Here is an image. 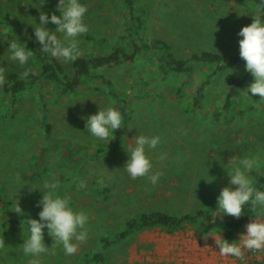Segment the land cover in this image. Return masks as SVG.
Listing matches in <instances>:
<instances>
[{
	"label": "rangeland",
	"instance_id": "374dc122",
	"mask_svg": "<svg viewBox=\"0 0 264 264\" xmlns=\"http://www.w3.org/2000/svg\"><path fill=\"white\" fill-rule=\"evenodd\" d=\"M0 2L4 12L11 13L16 20L10 35L13 39L19 37L21 42L36 43L34 38L29 40L25 35V31L29 35L33 31L27 22L36 17L38 23L40 10L52 12L56 9V0H46L42 5L43 0ZM83 2L88 6L86 22L89 32L80 37L82 55L109 54L124 27L122 1ZM139 2L146 7L143 37L162 39L175 55L183 58L203 52L223 57L239 53L241 37L237 34L242 27L252 23L250 15L240 14H250L258 7L253 4L241 7L220 0ZM56 14L59 15L58 12ZM47 27L54 29L55 25L49 23ZM0 37L4 38L0 42V55H3L9 36L1 26ZM61 63L72 75L73 62ZM194 64L195 73L183 86V97L176 96L170 88L180 85L181 81L170 75L159 80L144 56L133 63L99 69L98 73L109 77L120 91L131 94L130 112L127 113L129 120L122 122V128L112 134L109 142L95 141L86 132L84 117L95 114L99 105L115 104L107 94L109 89L99 82L93 83L92 88L83 94L64 101L57 99L55 86L27 91L15 106L0 93V185L12 199L8 235L0 225V264H28V257L20 249L24 239L22 225H26L25 220L29 218H37L40 211L36 204L42 192L30 190V186H43L32 173V159L43 151L41 161L49 175L45 182L53 176L60 179V193L67 195L75 208L88 212L90 222L87 241L71 256L65 255L61 247L53 246L54 241L45 230L44 242L46 246L53 247L42 255L41 264H80L85 253L101 249L102 237L122 231L125 221L142 211L162 210L178 215L216 206L217 196L228 185L222 162L226 164L234 155L264 157V104L257 107L258 95L250 94L246 102L249 109L241 107L244 113L233 117L228 124L223 120L216 121L225 92L241 81H246L247 87L253 80L251 74L236 68L215 72L212 66L202 62ZM3 66L12 67L4 80L13 73L24 71L8 62ZM28 67H37L33 56ZM198 91L203 94L202 104L193 110L192 98ZM141 93H144V98L136 96ZM43 95L49 101V119L53 126L49 141L40 126ZM138 131L161 137L158 148L148 153L154 170L163 173L155 185L146 177L132 179L122 169L128 159L123 147L125 137L131 139ZM101 142L110 143L113 148L101 159L93 160L95 147ZM160 153H166L167 158L159 160ZM207 172L215 178L211 183L207 181L210 179ZM252 175L259 177L257 173ZM81 178L86 180L87 187L78 190L76 183ZM106 186L109 191L102 194L100 189ZM14 197L24 212L23 216L12 211L16 202ZM176 233L169 235L159 229L133 233L106 252L105 264L123 261L132 264H224L220 261L225 262L226 258L216 252L212 235L203 237L191 226H185ZM227 259L228 264L230 259L234 261L232 257ZM232 264H264V252L249 250L243 260L237 258Z\"/></svg>",
	"mask_w": 264,
	"mask_h": 264
},
{
	"label": "clouds",
	"instance_id": "9594fccd",
	"mask_svg": "<svg viewBox=\"0 0 264 264\" xmlns=\"http://www.w3.org/2000/svg\"><path fill=\"white\" fill-rule=\"evenodd\" d=\"M43 0L41 5L45 3ZM258 7L250 14L252 23L244 26L238 32L239 57L245 62L244 70L251 74L253 80L241 93L250 98V94L259 96L257 107L264 104V0H259ZM41 5L38 9L41 8ZM59 13L57 15L56 13ZM88 6L83 0H56V9L52 12L39 11L37 18L27 22L33 31L25 35L29 40L40 45L39 52L50 56L65 64L76 61L82 54L80 47L84 34L89 32L86 22ZM55 25L49 29L47 25ZM4 38L0 37V42ZM7 50L0 55V81H3L7 71L12 67H4L8 62L15 67L23 68L22 76L27 77L30 71L28 67L33 55L26 42L7 38ZM225 82V78H224ZM99 105V104H98ZM122 112L117 106L108 105L101 107L95 114L84 117L86 132L95 141H111V136L117 129L122 128ZM127 129H137L127 127ZM138 130V129H137ZM123 146L128 159L123 166V171L132 179L146 177L155 185L163 173L154 170L151 150L157 149L161 143L159 135H146L138 131L131 139L125 137ZM166 153H160L158 159L165 160ZM227 172L228 185L223 187L217 196L215 212L219 215H229L240 218L248 214L249 222L236 241L222 238L221 232L214 234L215 250L220 257H233L243 260L246 251L264 252V187L258 186L257 178L252 173L264 177V157L254 154L234 155L226 164H223ZM211 183L215 178L209 176ZM206 180V179H205ZM61 181L53 176L42 187L30 190H40L41 198L36 206L40 209L37 218H29L23 228V244L20 246L22 253L28 257V264H41V257L47 254L53 246H59L67 256L74 255L79 246L86 242L89 236L90 216L88 212L77 209L67 195L60 193ZM86 180L81 178L76 183V188L85 189ZM16 197V196H15ZM12 211L23 216L24 212L17 199ZM45 230L54 241L52 247L44 242ZM209 248L208 246H205ZM204 247V248H205Z\"/></svg>",
	"mask_w": 264,
	"mask_h": 264
},
{
	"label": "trees",
	"instance_id": "16d2710c",
	"mask_svg": "<svg viewBox=\"0 0 264 264\" xmlns=\"http://www.w3.org/2000/svg\"><path fill=\"white\" fill-rule=\"evenodd\" d=\"M123 8V31L118 35L116 44L112 48V52L106 55L84 54L72 63V75L67 72L60 61L43 55L39 52L40 46L34 42H26L28 47L32 49L33 57L37 62V67L30 69L27 77L21 74L13 73L6 80L0 81V93L7 99H10L13 106L20 102L21 97L27 91H35L40 87L55 86L57 88V96L59 101H64L71 96L81 95L85 90L92 88L93 83H100L106 86L108 96L122 112V122L129 120L127 115L128 104H130L131 94L120 91L115 83L109 78L98 73L101 68L113 67L119 64H129L135 62L140 56L147 59L155 76L160 80H164L170 75L178 78L181 84L173 89L176 96H184L183 86L188 79L195 73L194 62H202L203 64L212 66L215 72L225 71L227 69H244V61L239 57V53H234L228 57H223L217 53L203 52L200 54H192L188 57H179L175 55L170 45L160 38L143 37L146 31L145 10L146 7L138 0H121ZM226 4H233L244 7L248 4L258 6L259 0H220ZM16 20L11 13L4 12L0 2V26L9 36V40L13 38L10 34L14 31ZM247 75V73H245ZM251 82V81H249ZM246 81H241L235 87H230L224 95L222 106L218 108L216 113V121L223 120L228 124L233 117L244 113L243 109L248 108L246 102L249 101L241 91L246 89ZM250 84V83H248ZM144 98V93L136 95ZM257 96V95H253ZM47 96H41L40 113L43 116L40 126L45 131V138L49 141L52 138L53 126L49 116L50 107ZM135 98V97H133ZM203 94L198 91L192 98V109L196 110L201 107ZM118 131V129L116 130ZM115 146L116 144L113 143ZM112 144V145H113ZM114 146V147H115ZM70 149V147L67 145ZM110 143L101 142L95 147L93 160L101 159L105 154L112 150ZM32 159V173L36 176L38 183L43 185L45 179L49 177L47 169L44 167L41 159L43 153ZM72 152V150L70 151ZM258 186L264 187V177H258ZM102 194L109 191L108 187L100 189ZM107 195V194H106ZM107 198V197H106ZM12 205V199L4 188L0 185V225L5 235H8L10 229L9 211ZM216 206L210 205L206 208L198 209L195 212L186 213L178 216L165 211H142L136 217L128 219L124 223L122 231L113 236H104L101 238V249L99 251H89L82 256L80 264H105L107 260V251L114 245H118L125 241L131 234L144 230L159 228L168 234H175L185 226H191L203 237H209L216 233H222L223 238L229 241H236L237 235L242 231L244 225L249 221V215L245 214L240 218H233L224 215L222 220L216 216ZM117 264H132L129 262H119Z\"/></svg>",
	"mask_w": 264,
	"mask_h": 264
},
{
	"label": "crops",
	"instance_id": "0c3cea01",
	"mask_svg": "<svg viewBox=\"0 0 264 264\" xmlns=\"http://www.w3.org/2000/svg\"><path fill=\"white\" fill-rule=\"evenodd\" d=\"M128 116H129V114H127ZM129 118V117H128ZM107 187V186H106ZM162 211V210H161ZM165 212H168V211H165ZM168 213H170V214H173V213H171V212H168ZM186 213H190V212H186ZM186 213H184V214H186ZM184 214H178V216H181V215H184ZM173 215H177V214H173ZM246 226V224L244 225V227ZM154 229H159V228H154ZM149 230H151V229H149ZM159 230H161V229H159ZM161 231H163V230H161ZM164 232V231H163ZM166 233V232H165ZM167 234V233H166ZM175 234H177V233H175ZM170 235V234H169ZM247 252V251H246ZM233 258V257H232ZM237 258H233V260L235 261ZM231 260V262H229V264H232L234 261H232V259H230ZM124 262V261H123ZM221 263H224V264H228V259L226 258L225 259V262H222V261H220ZM130 263V262H129Z\"/></svg>",
	"mask_w": 264,
	"mask_h": 264
},
{
	"label": "water",
	"instance_id": "95a60500",
	"mask_svg": "<svg viewBox=\"0 0 264 264\" xmlns=\"http://www.w3.org/2000/svg\"><path fill=\"white\" fill-rule=\"evenodd\" d=\"M216 216H219L222 220L225 219V216L224 215H219V214L216 213Z\"/></svg>",
	"mask_w": 264,
	"mask_h": 264
},
{
	"label": "built area",
	"instance_id": "2783aa9c",
	"mask_svg": "<svg viewBox=\"0 0 264 264\" xmlns=\"http://www.w3.org/2000/svg\"><path fill=\"white\" fill-rule=\"evenodd\" d=\"M254 253H256V252H254Z\"/></svg>",
	"mask_w": 264,
	"mask_h": 264
}]
</instances>
